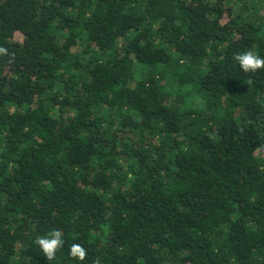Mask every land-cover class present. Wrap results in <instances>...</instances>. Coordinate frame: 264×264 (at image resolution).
Wrapping results in <instances>:
<instances>
[{"label":"trees","instance_id":"1","mask_svg":"<svg viewBox=\"0 0 264 264\" xmlns=\"http://www.w3.org/2000/svg\"><path fill=\"white\" fill-rule=\"evenodd\" d=\"M261 10L0 0V264H264Z\"/></svg>","mask_w":264,"mask_h":264},{"label":"clouds","instance_id":"2","mask_svg":"<svg viewBox=\"0 0 264 264\" xmlns=\"http://www.w3.org/2000/svg\"><path fill=\"white\" fill-rule=\"evenodd\" d=\"M0 56L14 58V53H9L8 48L0 46ZM233 59L245 73H256L259 70H264V57L255 54L251 50L237 53ZM251 82L249 80V83ZM259 147L264 148V146ZM35 243L39 245L46 259L52 261L56 258V253L64 246L63 232L61 230H52L45 236H38ZM69 255L78 261H83L87 257V250L81 244L74 243L69 249ZM95 264H100L99 258H97Z\"/></svg>","mask_w":264,"mask_h":264},{"label":"rangeland","instance_id":"3","mask_svg":"<svg viewBox=\"0 0 264 264\" xmlns=\"http://www.w3.org/2000/svg\"><path fill=\"white\" fill-rule=\"evenodd\" d=\"M261 14L264 17V10H261ZM15 39L18 40V41H20L21 40V35L19 33L15 34Z\"/></svg>","mask_w":264,"mask_h":264}]
</instances>
